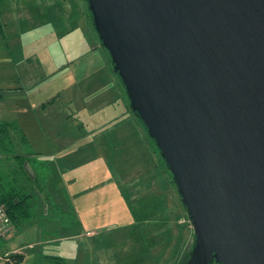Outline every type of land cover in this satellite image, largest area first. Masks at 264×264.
Masks as SVG:
<instances>
[{
	"label": "water",
	"instance_id": "water-1",
	"mask_svg": "<svg viewBox=\"0 0 264 264\" xmlns=\"http://www.w3.org/2000/svg\"><path fill=\"white\" fill-rule=\"evenodd\" d=\"M85 2L188 215L185 264H264V0Z\"/></svg>",
	"mask_w": 264,
	"mask_h": 264
},
{
	"label": "rangeland",
	"instance_id": "rangeland-1",
	"mask_svg": "<svg viewBox=\"0 0 264 264\" xmlns=\"http://www.w3.org/2000/svg\"><path fill=\"white\" fill-rule=\"evenodd\" d=\"M12 1L0 3V9L5 10L1 17L9 21L0 30V90L4 94L0 98V120L16 121L25 132L30 150L40 152L54 171L56 163L64 161L77 168L72 172L77 178L81 176L75 173L91 172L102 176L106 173L108 177L101 182L105 186H99L104 190L100 199L105 204L91 215L100 217L98 223H84L81 228L66 202L70 198L66 199L62 183L54 179L50 169L47 191L61 208L58 215L47 213L45 205L40 204L34 221L3 238L0 257L5 252H22L24 259L19 264H41L44 253L60 254L66 264H185L194 241L192 229L186 238V211L175 185L163 184L169 173L155 144L134 114L138 133L129 149L115 144L116 133L102 116L103 109L94 108L113 94L114 82L117 86L120 80L100 44L97 52H88L94 39L88 32H95L92 23L89 27L83 23L74 0H56L54 7L48 0H21L18 8L24 11L20 22L23 32L13 37L18 27L15 12L5 8ZM39 4L41 14L34 15L35 5ZM55 8L59 11L56 19ZM66 18L72 21L67 24ZM56 23L60 36L50 32L51 24ZM15 41L20 42L16 47ZM104 61L105 70L100 68ZM86 64L94 65L93 78L86 76L90 70L85 69ZM15 75L21 80H15ZM15 145L18 152L25 151L18 141ZM146 166L153 168L154 187L143 190L138 186H145L144 182L131 179ZM95 183L100 184L87 181L86 185L92 191L98 190ZM93 200L98 201L95 197ZM160 209L166 214L163 226ZM91 228L94 236L88 234Z\"/></svg>",
	"mask_w": 264,
	"mask_h": 264
},
{
	"label": "crops",
	"instance_id": "crops-1",
	"mask_svg": "<svg viewBox=\"0 0 264 264\" xmlns=\"http://www.w3.org/2000/svg\"><path fill=\"white\" fill-rule=\"evenodd\" d=\"M49 1H50V4H49ZM46 2H47V0H46ZM73 2L75 4V6L80 10L79 11V16H81L82 19L85 20V22L83 21V23L87 27H89V25H90L89 11H88V9L86 10L87 6L85 8V4H87V3L85 2V0H77V1L74 0ZM0 3H2V0H0ZM21 3H22L21 0H18V1L14 0V1H12L11 4H8V2H7V4L5 5L6 9H9L11 11L13 10L15 12V20H14V22L19 27V28L16 27L15 32L13 31V37H18L23 32V30H21V27H20V22L23 19L22 18V16H23L22 14H23L24 11L18 8L19 6H21ZM48 4L52 5L53 7L57 6L56 5V0H48ZM35 6L37 8H35L36 10L35 9L33 10L34 15H36V13L40 15L41 14V10H40V6L41 5L39 4V5H35ZM71 11H72V8H71ZM2 13H5V10H4L3 7L0 9V30L3 29L2 28L3 26L8 25V22H9L6 17H4V16L1 17ZM53 13L56 16L55 17V19H56L57 18V14L59 13V11L56 10V8H55V9H53ZM69 17H72L71 13H69ZM71 19L68 20L66 18V20H65L66 23L68 24V21L71 22L72 21ZM51 27L52 28L50 29L51 30L50 32L54 33L55 36H60L59 32H58L59 31V28H58L59 25L57 23L54 24V25L51 24ZM60 29H62V26H60ZM88 33L90 34V36H91V33H92L93 36H91V37H94V39L92 41V44L90 45V48H88V52H90L91 54H94L95 52H97V49H98L97 47H98L99 41H98V38L96 37L95 33L92 32V30H89ZM89 34H88V36H89ZM0 36H3V35H0ZM2 41L5 42L4 39ZM18 43H20V42L19 41H15L14 42V46L15 47L18 46ZM9 45L10 44H8L6 42V46H9ZM84 66H86L85 69H90V70H88L86 76H88L90 78H93V75L95 73L92 70L91 66H94V65L93 64H90V65L86 64ZM100 66H101L100 68L105 70L106 67H107L106 62L104 61V63L100 64ZM13 78L15 80H21V76L20 75H15V76H13ZM113 80L115 81V79H113ZM104 83L105 82H103V85H106V83L105 84ZM108 84H110V80H108ZM114 84L115 85H114V88H113L114 89L113 94L112 95H107L106 98H104L101 101L97 102V105L94 106V108L100 107V108L103 109V115L102 116L105 117V121L108 122V125H112L111 126V127H113L112 131L114 133H116L115 136L113 137V139L115 140V144H117V145L121 144L124 149H129L130 142L134 141V137H136V134L138 133V127H137V124H136L135 117L133 116V114L131 113V111L128 108V103L125 102V95H124V93H123V91H122V89L120 87L121 84L118 81H117V86H116V82H114ZM107 85L105 87L109 88ZM107 88H106V90H107ZM115 90L117 91L118 94L115 92ZM94 108H93V110H95ZM35 152L40 153L38 151H35ZM123 152H127V151L123 150ZM91 161H89V162H91ZM50 169H51V173H52L54 179H56L57 181L62 183L61 186L66 191V192H64L66 199H67V197L70 198V201L67 199L66 202L70 203L69 206L72 209L73 213L76 215V220H78L77 223L81 224V228L84 227V223H92V222H97L98 223L100 217L99 216H97V217L96 216H91V215L95 212V209L99 210L101 205L105 204L100 199V198L103 199V196L101 194L104 193L103 192L104 190L100 189L99 186H101V185L105 186L101 182L106 181V179L108 177L107 174L105 173L102 176V175H95V174L93 175V172L84 173V174L75 173V174H77V175L79 174L81 176L80 178H77L74 174H72V172L75 171V169H77V168H74V167H72L70 165L69 166L66 165L64 163V161H62L61 163H56L55 171H54L52 165H50ZM51 173L48 174V180L51 178ZM136 175H137V177L134 178V179H131V181L132 180H137V182L138 181H141V183L144 182L145 186H142V185L138 186V187H140V189L147 190L148 187H150V186L152 188L154 187L153 186L154 185L153 184V182H154L153 181L154 173H153V168L152 167L148 168L146 166L145 168H142V170L140 172L136 173ZM166 178H164L165 182H164V179L162 180L163 184L165 183L166 185L171 187V184H170L169 180H167ZM87 181H88V183L100 182V184L95 183L96 184V189H98V190H93L92 191V189L86 185ZM78 185L81 186V189H78L79 188ZM130 188L132 189L133 187H130ZM155 192H158V190L156 189ZM152 194H153V189H152ZM146 195H148V194H146ZM94 197L97 198L98 201L93 200ZM151 197H154V196H151ZM96 203H97V205H96ZM160 212H161L160 218L162 219L161 226H163L165 224L164 215L166 216V214H164V212H165L164 209L163 210L160 209ZM47 213H50V212H47ZM183 223H184V225L187 224L185 227L188 228V233L185 232L187 234L185 236H186V238H189V236H190L189 230L191 229V226L188 224L187 220H186V222L183 221ZM96 227H98V224L94 225L93 228L95 229ZM93 228H91V230ZM88 234L94 236L96 233H95V231L92 230ZM5 253H7V252H5ZM16 253L22 255L21 261H19L18 263H15V264H19L24 259V253H22V252H13V253H8V254L10 255V254H16Z\"/></svg>",
	"mask_w": 264,
	"mask_h": 264
},
{
	"label": "trees",
	"instance_id": "trees-1",
	"mask_svg": "<svg viewBox=\"0 0 264 264\" xmlns=\"http://www.w3.org/2000/svg\"><path fill=\"white\" fill-rule=\"evenodd\" d=\"M90 17L89 13L90 23H92ZM3 95L0 90V98ZM15 141H18L25 151L18 152ZM155 149L161 157L156 146ZM161 159L164 168L169 173L167 175L165 172V174L172 185L174 184L172 175L162 157ZM27 165H30L32 173ZM49 171L48 160L42 158L40 153L30 150L25 132L21 126L16 121L0 120V203L4 205L14 229L34 221L39 216L40 204L45 205V210L53 213L54 217L58 215L61 208L55 202L51 193L47 191ZM187 222L190 225L189 219H187ZM191 233L194 238L192 231ZM2 240L3 238L0 239V245ZM21 259L22 255L18 253L10 254V260L6 264H15ZM40 262L41 264H66L64 257L57 253L42 254Z\"/></svg>",
	"mask_w": 264,
	"mask_h": 264
},
{
	"label": "built area",
	"instance_id": "built-area-1",
	"mask_svg": "<svg viewBox=\"0 0 264 264\" xmlns=\"http://www.w3.org/2000/svg\"><path fill=\"white\" fill-rule=\"evenodd\" d=\"M13 229V225L6 213L5 207L0 203V239L7 236ZM9 260L10 255L4 253V255L0 257V264H6Z\"/></svg>",
	"mask_w": 264,
	"mask_h": 264
},
{
	"label": "flooded vegetation",
	"instance_id": "flooded-vegetation-1",
	"mask_svg": "<svg viewBox=\"0 0 264 264\" xmlns=\"http://www.w3.org/2000/svg\"><path fill=\"white\" fill-rule=\"evenodd\" d=\"M193 246V245H192ZM191 252V251H190ZM186 263V262H185ZM210 264H217L216 262H212V263H210Z\"/></svg>",
	"mask_w": 264,
	"mask_h": 264
}]
</instances>
